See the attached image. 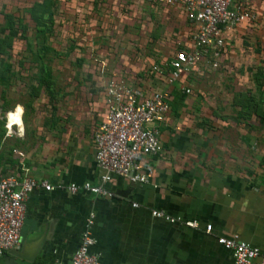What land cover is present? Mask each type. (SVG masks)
<instances>
[{"label":"crops","instance_id":"1","mask_svg":"<svg viewBox=\"0 0 264 264\" xmlns=\"http://www.w3.org/2000/svg\"><path fill=\"white\" fill-rule=\"evenodd\" d=\"M235 1L252 10L256 22L242 23L225 35L222 60L236 53L243 36L255 39L262 32L264 38V0ZM145 5L155 16L152 45L146 47L142 35L135 53L129 36L112 26L110 46L96 51L100 59L94 69L107 72L105 79L166 93L169 112L159 131L160 149L137 162L146 182L111 179L104 185L111 198L65 189L68 183H94L98 177L92 136L105 115L99 79L98 96L88 107L66 102V109L36 131L31 149L18 151L8 165L0 160V177L25 174L52 187L35 188L25 201L22 233L27 245L39 240L35 264H67L89 213L94 217L89 252L97 264H231L230 252L217 243L220 237H236L264 254V105L260 114L219 113L213 97H188L192 88L187 77L203 74V66L173 85L165 83L164 73L146 71L164 64L170 47L189 48L192 27L173 8ZM183 87L191 92L180 97ZM151 210L181 222L153 218Z\"/></svg>","mask_w":264,"mask_h":264},{"label":"rangeland","instance_id":"2","mask_svg":"<svg viewBox=\"0 0 264 264\" xmlns=\"http://www.w3.org/2000/svg\"><path fill=\"white\" fill-rule=\"evenodd\" d=\"M43 1L51 2L46 5L51 12L50 25L44 19L45 7H37ZM145 4L152 5L146 0H0L2 163L8 165L18 151L31 149L36 131L44 127L46 121L55 119L59 110L66 109V102L88 107L93 95L98 96L97 80L110 75L94 69L100 59L96 51L110 46L107 40L112 26L117 25L122 35L129 36L130 43H133L130 47L135 53L143 44L138 43L142 35L145 46L152 45L150 33L155 26V16ZM175 34L176 30L171 35L173 43L177 39ZM261 35L262 32L254 40L248 35L243 36L236 53L221 59L217 68L210 70L203 64V68L209 71L201 69L203 74L189 75L192 92L188 97L198 100L213 97L214 110L219 113L246 115L254 107L263 108L264 38L261 40ZM181 49L179 46L170 47L167 54L170 58L164 63ZM42 63L51 74V101L38 82ZM151 66L145 67L146 71ZM17 105L23 107V132L13 125L9 135L8 114L14 112Z\"/></svg>","mask_w":264,"mask_h":264},{"label":"built area","instance_id":"3","mask_svg":"<svg viewBox=\"0 0 264 264\" xmlns=\"http://www.w3.org/2000/svg\"><path fill=\"white\" fill-rule=\"evenodd\" d=\"M146 1L177 10L192 27L190 47L176 50L168 63L150 69L157 74L164 73L167 85H173L193 68L203 64L210 69L217 68L224 53L225 35L242 23L256 21L255 13L235 0ZM100 78L105 115L92 136L93 160L98 177L94 183H68L65 189L69 194L85 193L111 198L113 194L104 187L111 179L121 178L131 184L146 182L137 162L140 157L159 151V131L165 125L169 104L164 91H145L120 78ZM190 92L187 87L178 91L183 96ZM35 188L44 191L52 189L45 181L25 174L0 177V257L18 244L25 201ZM136 206L132 204V207ZM150 216L169 223L181 222L178 217H170L157 210H151ZM93 218L92 213L85 217L79 243L67 264H97L96 256L89 252L94 243L91 236ZM183 224L196 226L193 222ZM217 243L230 252L231 264H264V254L236 237H220Z\"/></svg>","mask_w":264,"mask_h":264},{"label":"water","instance_id":"4","mask_svg":"<svg viewBox=\"0 0 264 264\" xmlns=\"http://www.w3.org/2000/svg\"><path fill=\"white\" fill-rule=\"evenodd\" d=\"M24 227H21L18 243L20 246L8 250L0 257V264H35L36 253L38 249V241L28 243L25 241V236L22 233ZM37 247V249H36Z\"/></svg>","mask_w":264,"mask_h":264},{"label":"trees","instance_id":"5","mask_svg":"<svg viewBox=\"0 0 264 264\" xmlns=\"http://www.w3.org/2000/svg\"><path fill=\"white\" fill-rule=\"evenodd\" d=\"M47 3L51 4V2L43 1L37 7H45L44 12H43V14L45 16L44 19L48 22L47 24L50 25L51 12L49 11V6H46ZM38 82H39V85L42 87V89L47 93L48 99L51 101L52 97H53L52 85H51V74H50L48 67L46 65H44L43 63L39 67ZM178 95L180 97H183V95H180L179 93H178ZM52 109H53V107H52ZM259 110H260V108L254 107L251 110V112L254 114H260Z\"/></svg>","mask_w":264,"mask_h":264},{"label":"clouds","instance_id":"6","mask_svg":"<svg viewBox=\"0 0 264 264\" xmlns=\"http://www.w3.org/2000/svg\"><path fill=\"white\" fill-rule=\"evenodd\" d=\"M22 114H23V107L21 105H17L14 112H10L8 114L7 128L9 130V135L12 134L13 125L18 126L21 130V133L23 132Z\"/></svg>","mask_w":264,"mask_h":264}]
</instances>
